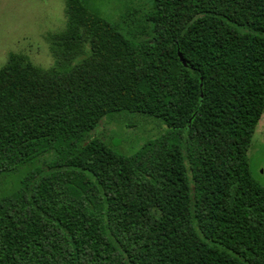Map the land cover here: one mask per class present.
<instances>
[{"label":"trees","instance_id":"obj_1","mask_svg":"<svg viewBox=\"0 0 264 264\" xmlns=\"http://www.w3.org/2000/svg\"><path fill=\"white\" fill-rule=\"evenodd\" d=\"M65 12L52 67L0 68V175L32 165L0 196V264H264V0H154L134 37ZM116 113L168 130L127 155L92 133Z\"/></svg>","mask_w":264,"mask_h":264},{"label":"rangeland","instance_id":"obj_2","mask_svg":"<svg viewBox=\"0 0 264 264\" xmlns=\"http://www.w3.org/2000/svg\"><path fill=\"white\" fill-rule=\"evenodd\" d=\"M88 6L110 21L119 22L131 37L137 33L128 24L145 13L154 0H87ZM66 0H0V68L11 53H24L43 68L54 64L47 36L66 27ZM132 13V14H130ZM129 14L128 22L125 16ZM124 22V23H123ZM168 126L159 118L138 113L108 115L92 133L124 154H132L147 141L165 134ZM254 179L264 186V115L254 132L248 151ZM44 160H49L48 156ZM43 164V163H42ZM17 168L0 175V196L26 176L29 168Z\"/></svg>","mask_w":264,"mask_h":264},{"label":"water","instance_id":"obj_3","mask_svg":"<svg viewBox=\"0 0 264 264\" xmlns=\"http://www.w3.org/2000/svg\"><path fill=\"white\" fill-rule=\"evenodd\" d=\"M179 55H180V57L182 58V54H181V53H179ZM182 61H183V63H184L186 66H188V63L186 62V60H185V59H183V58H182Z\"/></svg>","mask_w":264,"mask_h":264}]
</instances>
